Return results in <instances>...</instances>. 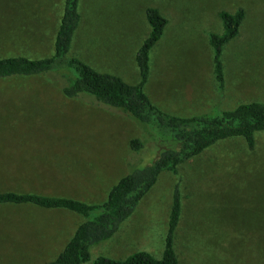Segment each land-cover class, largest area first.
Instances as JSON below:
<instances>
[{
    "label": "rangeland",
    "instance_id": "1",
    "mask_svg": "<svg viewBox=\"0 0 264 264\" xmlns=\"http://www.w3.org/2000/svg\"><path fill=\"white\" fill-rule=\"evenodd\" d=\"M147 7L166 20L144 85L154 104L188 116L264 101V0H78L68 55L136 83ZM239 7L244 18L223 46L218 94L207 35L220 31V10ZM62 10L63 0H0V57L51 55ZM61 85L55 73L0 78L7 99H0V190L100 203L121 175L154 158L158 144L129 114L91 96L67 98ZM132 138L144 141L137 153L129 149ZM255 141L248 151L243 139H227L178 165L177 174L162 172L117 232L91 246L92 257L141 249L159 256L178 184V264H264V132ZM82 220L66 209L0 204V264H46Z\"/></svg>",
    "mask_w": 264,
    "mask_h": 264
},
{
    "label": "trees",
    "instance_id": "2",
    "mask_svg": "<svg viewBox=\"0 0 264 264\" xmlns=\"http://www.w3.org/2000/svg\"><path fill=\"white\" fill-rule=\"evenodd\" d=\"M144 15L148 30L134 53L138 71L136 83L126 82L113 73L98 71L80 58L68 55L79 19L78 0H63L51 55L41 58L0 57V78L55 73L62 81L60 89L65 97L91 96L97 104L129 114L149 134L150 140L158 144L154 158L144 165L132 166L121 175L100 203H88L64 195L0 190V204L66 209L83 218L55 258L46 264H178L174 248V233L182 204L178 184L171 189L159 256L141 249L123 258L92 257L90 248L117 232L162 172L177 174L178 165L231 138L243 139L246 149L252 151L256 133L264 132V101L242 102L230 109L214 108L188 116L168 113L154 104L144 91V85L150 74V52L161 37L166 20L154 7H147ZM217 16L221 29L209 32L207 43L212 55L216 91L221 94L224 89L223 46L238 34L244 10L240 7L232 12L222 9ZM128 146L137 153L145 145L141 138H132Z\"/></svg>",
    "mask_w": 264,
    "mask_h": 264
},
{
    "label": "crops",
    "instance_id": "3",
    "mask_svg": "<svg viewBox=\"0 0 264 264\" xmlns=\"http://www.w3.org/2000/svg\"><path fill=\"white\" fill-rule=\"evenodd\" d=\"M0 91L3 92L4 90H0ZM0 94H2V93H0ZM0 99H1L2 101H4V103L7 101V99L2 98V95H0Z\"/></svg>",
    "mask_w": 264,
    "mask_h": 264
}]
</instances>
